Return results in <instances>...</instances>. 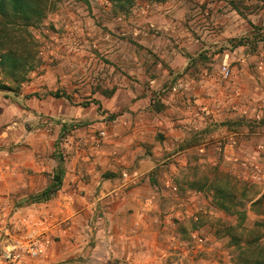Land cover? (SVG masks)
Listing matches in <instances>:
<instances>
[{"label":"rangeland","instance_id":"374dc122","mask_svg":"<svg viewBox=\"0 0 264 264\" xmlns=\"http://www.w3.org/2000/svg\"><path fill=\"white\" fill-rule=\"evenodd\" d=\"M39 8L0 32V240L44 231L27 264H264V0Z\"/></svg>","mask_w":264,"mask_h":264},{"label":"trees","instance_id":"16d2710c","mask_svg":"<svg viewBox=\"0 0 264 264\" xmlns=\"http://www.w3.org/2000/svg\"><path fill=\"white\" fill-rule=\"evenodd\" d=\"M109 1L117 2L119 0ZM40 4L41 0H0V32H5L12 26L17 27V25L20 28H25L33 24V22L38 21L42 11L39 8ZM18 63L19 59H13L9 53L0 54V66L8 73L13 74L17 70ZM52 96L58 97L56 94ZM61 162V160L58 162L50 184L39 194L31 197L33 202L41 203L49 201L61 189L63 177Z\"/></svg>","mask_w":264,"mask_h":264},{"label":"built area","instance_id":"2783aa9c","mask_svg":"<svg viewBox=\"0 0 264 264\" xmlns=\"http://www.w3.org/2000/svg\"><path fill=\"white\" fill-rule=\"evenodd\" d=\"M24 226L14 225L13 231L2 233L0 264H27L37 259L44 251L48 244L46 240L44 241L45 232L35 227L24 228Z\"/></svg>","mask_w":264,"mask_h":264},{"label":"crops","instance_id":"0c3cea01","mask_svg":"<svg viewBox=\"0 0 264 264\" xmlns=\"http://www.w3.org/2000/svg\"><path fill=\"white\" fill-rule=\"evenodd\" d=\"M148 160V159H147ZM146 159H143V160H141L142 162H146L147 161ZM60 191H58V193H59Z\"/></svg>","mask_w":264,"mask_h":264}]
</instances>
